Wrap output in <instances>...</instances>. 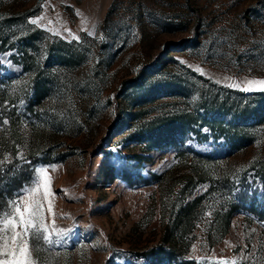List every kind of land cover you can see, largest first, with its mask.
I'll use <instances>...</instances> for the list:
<instances>
[{
  "label": "rangeland",
  "instance_id": "1",
  "mask_svg": "<svg viewBox=\"0 0 264 264\" xmlns=\"http://www.w3.org/2000/svg\"><path fill=\"white\" fill-rule=\"evenodd\" d=\"M246 80L264 0H0V207L46 167L66 230L37 264H264V91L228 86Z\"/></svg>",
  "mask_w": 264,
  "mask_h": 264
},
{
  "label": "snow or ice",
  "instance_id": "2",
  "mask_svg": "<svg viewBox=\"0 0 264 264\" xmlns=\"http://www.w3.org/2000/svg\"><path fill=\"white\" fill-rule=\"evenodd\" d=\"M31 24H38V20H31ZM202 71L201 69H196ZM230 87L242 91H264V80H246L232 83ZM7 123V121H3ZM19 159H24L20 154ZM2 163V162H0ZM55 170V166H52ZM46 167L33 169V176L24 182L16 197H10L4 207H0V264H37L33 258V250L37 257L42 245H54L53 236L63 237L64 229H51L46 223L45 202L48 213H53L51 197V177ZM39 264H44L40 261ZM215 264H237L236 261H217Z\"/></svg>",
  "mask_w": 264,
  "mask_h": 264
},
{
  "label": "trees",
  "instance_id": "3",
  "mask_svg": "<svg viewBox=\"0 0 264 264\" xmlns=\"http://www.w3.org/2000/svg\"><path fill=\"white\" fill-rule=\"evenodd\" d=\"M30 36L31 35L26 36L25 38H23L24 40H23V42L21 44L23 46V48H26V46L28 45L27 41L29 43H31V41H30L31 40V37ZM3 93L4 92L2 90H0V102H2L3 99H4V96H2V95H4ZM35 95H36V97H40L41 96V90H39V89L36 90ZM249 112L250 111L248 109H245V110H241L239 112L240 114H238V115L237 114L236 115L235 114H232V116H235V118L233 120L234 126L231 125V129L233 130V128H235V125L240 124V121H241L242 117L246 116ZM252 113H254L252 115L255 118V121L257 123H259L263 119L261 117V115L264 114V111L259 110V108L258 109L257 108L252 109ZM238 118H240V119H238ZM232 138L233 139H237L238 138L239 140H242V141H245V142H249L250 141V139L247 138L246 136H244L243 134H235V132H233ZM196 154H198L200 156H204V154L199 153V152H196ZM205 156L207 158H211V159L214 158L212 155H209V154H207ZM10 167L11 166L8 164V165H6V169L4 170L5 176L9 180L8 181L9 183H7L8 186H11L12 183H16V182L20 181V178H21L22 175H26V172L25 171H22V170H13ZM192 209H193V206H189V207H187V208H185L183 210V213L182 214H179L178 215V218L176 220V226L178 227V230H179V233L180 234L181 233H184L186 231V228L188 227V225L191 223L192 214H193ZM228 223H229V215H227L225 224L228 226Z\"/></svg>",
  "mask_w": 264,
  "mask_h": 264
}]
</instances>
